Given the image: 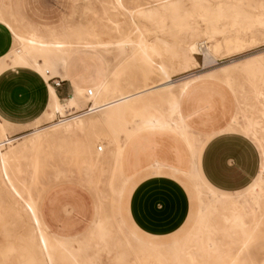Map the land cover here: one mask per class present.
Listing matches in <instances>:
<instances>
[{
	"label": "bare ground",
	"instance_id": "6f19581e",
	"mask_svg": "<svg viewBox=\"0 0 264 264\" xmlns=\"http://www.w3.org/2000/svg\"><path fill=\"white\" fill-rule=\"evenodd\" d=\"M103 16L102 20L106 24L98 31L88 28L84 23L72 22L56 29H40L24 24L11 3H0L3 27L11 35L12 43L24 46L23 55L12 56L10 62L1 58L2 66L32 63L38 68L37 62L31 60L34 49L52 52L54 55L49 58L52 69H59L64 74L69 60L81 52L96 54L105 63L102 81L91 90L76 88L74 96L64 105L59 103L50 88V103L42 117L51 120L56 114L63 115V111L78 103L84 94L90 102L89 110L86 108L83 115L53 125L51 132L56 135L54 140L63 142L61 132L88 135L94 152L92 158L83 162L85 172H108L110 195L117 202L118 210L129 228L125 231L118 223L116 232H113L109 221L112 222L114 217L111 216L110 220L103 218L99 209L91 225L88 241L96 239L106 248L113 246L120 250L115 256L120 264H238L247 255V247L257 236L258 228L264 221V51L176 81L171 79L170 73L177 66H183L184 73L199 66L195 58L199 53L203 55L205 63H211L217 61L223 52L232 55L254 46L257 41L253 35L264 31V0L253 1V6L246 5L245 0H162L157 6L137 12L124 8L122 0H113ZM248 35H251L250 39ZM201 38L204 39L203 47H200ZM111 46L119 50L133 46V51L123 63L125 68L140 67L143 85L134 80L136 76L133 79L127 74L130 71L110 70L111 58L108 55ZM235 69L243 71L251 82L252 100L255 103L250 108L254 117L241 116V106L235 107L226 128L248 136L257 145L262 155V171L258 180L245 192L224 195L209 189L197 172V156L207 137H201L189 129L182 116L180 103L199 84L220 81L216 72L227 74ZM154 75L160 77L159 81L153 85L147 84ZM42 76L50 84V81H61L52 76L49 69H43ZM230 81L226 77L221 81L223 85H220L230 92L236 103V91ZM148 110L153 111L148 112L145 119L142 117V122H133L134 115ZM9 127L12 126L0 122V196L10 200L12 196L8 194L9 191L22 199L25 210L31 215V225L26 235L16 234L13 237L16 243L0 247V264H94L97 252H91L88 242L76 238L60 239L47 233L38 215L36 202L31 195L23 199L13 182V175L20 171V164L26 160L31 162L32 177L36 178L37 160L43 152L44 130H36L28 145L13 146L2 152L4 145L13 143L7 138L6 128ZM159 134L173 135L186 145L190 157L189 167L178 170L155 163L140 172L147 170L149 175L167 174L179 179L189 198L199 202L202 188L197 189L193 183L191 169L197 182L211 194L209 205L204 207V211L191 205L182 231L178 235L173 234L167 244L141 234L129 222L125 208L128 186L140 173H126V153L138 146L147 135ZM100 140L108 149L105 165L100 162L103 149L100 146L99 152L96 145ZM80 151H75L76 156ZM240 200L251 206L250 214L246 213ZM17 203L15 200L11 205ZM25 210L17 211L19 218H22L23 213L26 215ZM248 219L251 221L247 222ZM95 246L98 249V245ZM198 253L201 257L197 256Z\"/></svg>",
	"mask_w": 264,
	"mask_h": 264
},
{
	"label": "rangeland",
	"instance_id": "374dc122",
	"mask_svg": "<svg viewBox=\"0 0 264 264\" xmlns=\"http://www.w3.org/2000/svg\"><path fill=\"white\" fill-rule=\"evenodd\" d=\"M112 1L113 0H0V3L4 2L7 5L11 3L14 8V11L18 14V18H21L23 20V23L26 25H31L33 27H37L40 29H45V28L56 29V28H60L61 26H66L72 22V23H84L85 25H87L88 28L91 29L94 28L98 31L101 30L102 26L106 24L105 21L102 20V18L104 17L103 14L105 10L110 8V4ZM122 1L124 8L132 12H137L140 9L157 6L162 0L161 1L160 0H122ZM253 1H258V0H245V3L246 5L253 6ZM121 20L124 21L125 19L122 17ZM0 25L3 26L2 21H0ZM250 36L251 35H248L247 38L250 39L251 38ZM253 36L257 41L255 44L256 46L254 45L252 47L245 49L240 53H234L232 55H227L226 53L223 52L222 56L217 58V61L211 63H205L203 55L202 54L200 55L199 53L198 55H195V58L199 63V66L189 69V71H187L186 73L183 72L184 71L183 66H177L170 73L171 79L173 81H176L188 75L199 74L208 70L218 69L221 66L228 64L232 60H242L245 57L264 51V31L255 33ZM103 40H107V38H103ZM203 41L204 39L201 38L200 47L205 46L203 44ZM132 49L133 46H130L128 49L125 50H119L115 46H111L109 48L111 53H109L108 55L111 58L110 70L112 71L125 70V72L130 71V73L127 74L133 79L136 76L137 79L135 78L134 80L138 84L143 85L142 84L143 79H142L140 67L133 66V67L125 68L124 65L125 61L127 60V57H129V55L133 51ZM17 52L20 53L17 54ZM23 53H24L23 45L18 43H12L10 49L4 55L0 56V60L1 58L4 57L6 58L7 61L10 62L12 60V56L23 55ZM53 55L54 54L50 51L34 49L31 54V60H35L37 62L39 66L38 68L40 70L37 67H34L32 63H30L28 66L34 69L35 68L38 69L39 70L38 72H40L41 75L43 69H49L52 76H61L62 75L61 71L59 69L53 70L50 64L49 58ZM115 61H117V63ZM41 64H43L42 67ZM9 66L10 65L8 64L4 66L0 64V72L8 68ZM90 71L91 69L86 72L87 75L90 73ZM242 72L243 71H241L240 69H237V71L235 69L234 71H231L227 74H222L221 72L218 71V73L216 72V76L220 81L218 82L214 81V82L222 84L221 81L224 80L226 77L227 78L229 77V80H231L230 81L231 87L233 88V90L236 91V100L238 102V104L237 102L234 104L235 105L234 108L235 107L238 108V106L239 107L241 106L240 107L241 116L243 115V117H248V116L254 117L253 116L254 112L250 108V106L255 103L254 99L252 100L253 98L252 85L246 74L244 72H243L244 74H242ZM158 77H159L158 75H154L151 79L147 81V84L149 85L155 84L160 79V77L159 78ZM246 78L248 80H246ZM86 89L91 90L92 87ZM87 99L88 98L84 94L80 98V101L78 103H75L67 107L63 111V115L56 114L51 120L44 118L41 121L36 122L28 127L6 128L7 138L10 141H13V143L9 145L7 144L4 145L2 152L9 150V148H12L13 146L28 145L29 141L33 138V133L36 130H44L45 137L42 141L43 152L39 155L37 160L38 165L36 171V178L32 177L33 169L31 167V162L27 160L23 161L19 167L20 171L15 172V174L13 175V182L15 186L19 190V193L21 194L23 199L27 198L28 195L32 196V199L37 204V211L42 224L44 225L43 223V219H44V221L50 227L51 232H54L60 236L74 235V237L55 236L56 238H60V239L76 238V240L78 241H82L85 243L88 242L89 245L91 246V252H97L96 258L94 260V264H120L115 260V256L118 252H120V250L114 248L113 246H109L106 248L104 247V245L98 243L96 239H91L90 241H88L90 238L91 225L98 216L99 209L101 210L100 215L103 218L110 220L111 216L114 217L112 222L111 220L109 221L111 226L113 227L112 228L113 232H116L117 230L116 225L118 223L125 231H127L129 228L127 221L124 219V216L118 210L117 202L114 201L110 195V191L108 187V182H109L108 172H105L103 174L100 173L98 170L94 171L93 173L85 172V166L83 165V162L88 160L89 158H92L94 152V146L91 144V141L88 138L87 134L86 135L84 133L71 134L67 132L64 133L61 132L60 136L64 137V139L62 138L64 140L63 142L61 140L59 141L54 140L56 139V135L54 134V132H51L52 130L51 127L53 125L64 120H68L73 116L83 115L86 112V108L90 107V102H88ZM59 103L61 105H64L66 102H59ZM81 106H85V109H82ZM152 111L153 110H148L145 112L141 111V113L138 112L139 114L137 113L136 116L134 115L133 122L134 123L142 122L145 119V115L148 112H152ZM240 122L243 125L242 118ZM262 126L264 125L262 124ZM234 133L241 134L239 132H234ZM149 137L150 136L147 135V137L143 141H141L138 147H140L144 141H147ZM103 143L102 140H100V143H97L96 145H98V147L101 146L103 149L102 151L103 157L100 159V162L104 163L105 165L107 164L106 162L108 160L107 157L108 149L104 147L105 145ZM77 150H81L78 156H76V152H75ZM258 153L260 157V168H259V173H260L262 160L259 150ZM125 171L127 174H133L135 172L134 171L131 173V168L128 169L126 164H125ZM192 171L193 170L190 169V174L192 175V181L197 186L196 187L197 189L200 190L202 188L200 190L202 195H201V200L199 202H194L191 199L190 202L191 205L194 204L195 206L199 207V209L204 211L207 208L206 206L209 205V201H210L209 199L211 197V194L208 193L207 189L204 186H201L200 183L197 182L198 180L195 177V173ZM4 180L5 182H7L6 179ZM118 183L120 184L119 180ZM8 194H10L13 198L11 197L9 200L4 196H0V247L6 246L10 243H16L13 237L16 234L26 235L30 230V225H31L30 224L31 215L28 214L27 211L25 210V202L22 199L18 198L16 195H13L9 191ZM69 196L81 202V206L83 208V213L80 214L79 217L77 216L76 219L77 222L84 223V228L80 231V233L68 234L67 232H63L61 230L56 229V227L54 226V224H62L64 221L62 220L63 217H72L74 212L77 211L78 204L76 205L74 203L72 204L65 202L66 201L65 199ZM4 198L6 199L5 202H4ZM15 200L18 201V203L15 206L11 205V203L14 202ZM240 202L245 207L246 213L250 214L252 211L251 206L247 202H243L242 200H240ZM22 209L25 210L26 215L23 213L22 218H19L17 215V211H22ZM103 211L106 214L103 213ZM103 214H105L106 216ZM250 221L251 219H248L247 222ZM182 229H180L178 233L176 232L175 234L178 235L182 231ZM47 233L50 234V232L48 231ZM172 237L173 235L157 241L164 242L167 244V242L171 241ZM95 245H98L97 246L98 249L95 248L96 247ZM226 246H228V244H226ZM247 248H248L247 255L238 264H264V221L262 222L261 226H259L258 228L257 236L249 243ZM197 256L201 257L200 253H198ZM10 264H12V262ZM56 264L58 263L56 262Z\"/></svg>",
	"mask_w": 264,
	"mask_h": 264
},
{
	"label": "crops",
	"instance_id": "0c3cea01",
	"mask_svg": "<svg viewBox=\"0 0 264 264\" xmlns=\"http://www.w3.org/2000/svg\"><path fill=\"white\" fill-rule=\"evenodd\" d=\"M11 43V35L0 25V56L10 49ZM8 65L0 72V122L14 128L28 127L42 119L50 103V88L59 102H66L74 96L76 88L84 91L89 87L93 89L102 81L106 71L102 58L81 52L69 60L65 74L61 71L62 75L56 76L61 81L55 87L46 82L38 72L40 69ZM234 104L230 92L214 81L199 84L180 103L189 129L207 137L197 156V172L209 189L224 195L245 192L258 180L262 171L261 163L258 175L260 157L257 145L248 136L251 141L246 135L226 128ZM81 107L85 109V106ZM125 159L131 173H138L155 163L178 170L186 169L190 163L186 145L170 134L150 136L140 147L129 149ZM65 200L78 204V209L72 217H63V223L54 226L68 234L80 233L84 223L76 219L83 213L81 202L70 196ZM125 208L129 222L141 234L162 240L182 229L188 219L191 202L179 179L167 174L149 175L146 170L138 173L128 186ZM43 223L51 235L60 236L51 232L44 219Z\"/></svg>",
	"mask_w": 264,
	"mask_h": 264
},
{
	"label": "built area",
	"instance_id": "2783aa9c",
	"mask_svg": "<svg viewBox=\"0 0 264 264\" xmlns=\"http://www.w3.org/2000/svg\"><path fill=\"white\" fill-rule=\"evenodd\" d=\"M50 82H51L52 86H55V87H58L59 84H60V81H50ZM88 95H89V96L91 95V92H90V91L88 92ZM87 110H89V108H88ZM88 112H89V111H88ZM98 151H99V152L101 151V148H100V147L98 148Z\"/></svg>",
	"mask_w": 264,
	"mask_h": 264
}]
</instances>
